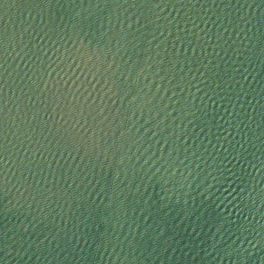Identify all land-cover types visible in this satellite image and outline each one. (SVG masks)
<instances>
[{
  "label": "water",
  "instance_id": "1",
  "mask_svg": "<svg viewBox=\"0 0 264 264\" xmlns=\"http://www.w3.org/2000/svg\"><path fill=\"white\" fill-rule=\"evenodd\" d=\"M0 264H264V0H0Z\"/></svg>",
  "mask_w": 264,
  "mask_h": 264
}]
</instances>
